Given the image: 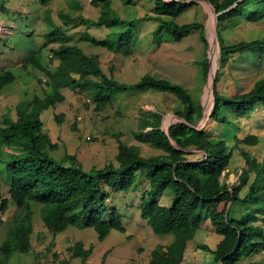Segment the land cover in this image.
<instances>
[{
	"label": "trees",
	"instance_id": "16d2710c",
	"mask_svg": "<svg viewBox=\"0 0 264 264\" xmlns=\"http://www.w3.org/2000/svg\"><path fill=\"white\" fill-rule=\"evenodd\" d=\"M33 1L39 6H45L54 0ZM118 1L127 5H135L136 2ZM206 1L218 14L219 46L214 102L208 121L226 124L227 119L221 114L222 110H229L236 118L244 119L257 105H264V78L258 79L247 92L222 96L217 91L222 67L239 64L243 57L248 60L253 58L258 67H262L264 38L227 44L223 34L244 19L250 22L262 20L264 0ZM112 2L113 0H90L89 3L101 12L96 20L80 14L74 16L62 13L59 16L63 25L68 28H119L112 33L114 41L108 38L96 39L86 33L82 34V39L92 46L124 53H128L132 46V33L137 26L150 19L158 22V28L164 27L166 36L173 41H180L203 28L200 22L178 24L176 21L184 11L193 6L192 3L152 0L149 14L126 20L113 10ZM236 2L238 3L235 5ZM1 10L5 11L4 4L1 5ZM48 22L52 30L45 37L51 42H60L50 50L51 54L48 56L51 63L57 62L56 66L52 69L43 66L38 60L40 50L28 56V61L46 75L42 81L51 89L42 99L34 96L31 101L16 104L15 118L11 117L9 111L0 116V180L8 183V196L19 209L0 245V264H9L15 253L21 255L30 251L33 205L40 206L43 226L53 235L68 226L91 227L100 240L112 229L124 233L126 229L122 225L120 213L108 206L110 201L106 189L126 192L138 175H142L149 185V189H145L140 195L144 200L140 204L141 218L153 233L174 235L171 243L157 245L150 251L147 264H182L188 242L193 240L205 219L209 221L213 231L221 236L214 248L206 244L198 245V249L214 255L212 264H264V259L248 260L254 255L264 254V159L258 161L242 148V145L258 144V137L247 135L234 138V144L239 148L245 166L238 177L239 183L228 186L221 181V177L229 174L233 148H229L226 139L210 138L205 127L194 128L202 118L203 107L200 103L193 102L183 85L152 76H144L132 84L119 82L106 75L97 55L85 54L76 44L70 43L71 39L64 33L63 27L55 26L50 20ZM200 37L206 50L207 42L203 31ZM201 65L206 77L209 72L206 51ZM38 81L42 83L41 80ZM14 82L15 75L11 71H2L0 95L4 87L13 85ZM64 88L84 92L93 99L99 110L113 103L114 99L109 93L127 90H142L138 92L144 93L148 89L169 92L181 103L174 112L175 115L186 122L173 123L169 128V136L160 128V117L156 126L145 125L133 132L131 137L135 141L160 149V155L142 156L138 146L118 141L113 162L100 168L86 169L74 155L68 154L56 159L50 154L56 149V144L44 130L41 115L64 101ZM56 119L61 120L58 116ZM243 188H246L244 192ZM166 189L172 192L169 206L161 205L158 201ZM7 208L8 200L3 198L0 211L5 212ZM0 222H3L1 218ZM68 251L73 258H80L82 264H86L92 248H85L83 243L76 242L68 247ZM53 256L55 258L57 254ZM60 264L66 262L62 261Z\"/></svg>",
	"mask_w": 264,
	"mask_h": 264
},
{
	"label": "rangeland",
	"instance_id": "374dc122",
	"mask_svg": "<svg viewBox=\"0 0 264 264\" xmlns=\"http://www.w3.org/2000/svg\"><path fill=\"white\" fill-rule=\"evenodd\" d=\"M89 2L90 0H54L45 6H39L33 0H0V73L9 70L15 75L14 84L4 87L1 92L0 116L9 111L11 117L15 118L16 104L31 101L34 96L42 99L51 89L42 81L46 75L28 61V56L40 50L38 60L43 66L52 69L57 64L51 63L48 57L51 54L50 50L60 44L45 37L52 30L48 20L55 26L65 29L64 33L70 37L71 44H76L87 55H97L102 70L109 77L127 84L138 82L144 76L166 78L183 85L193 102L200 103L205 109L203 98L210 70L205 77L201 62L205 51L206 57L211 60L209 38L212 33L215 35L218 15L211 4L205 1L192 2L193 6L177 18L178 24L191 22L203 24L202 29L180 41H173L167 37L163 31L164 27L158 28L156 21L150 19L140 23L132 33V46L129 52L124 53L92 46L90 42L82 39V34L86 33L96 39L108 38L114 41L112 33L119 28L105 29L99 26L68 28L63 25L59 16L62 13L74 16L80 14L96 20L101 14L100 9L93 7ZM151 2L152 0H136L135 5H127L113 0L112 8L121 18L131 20L149 14ZM2 4L5 11L1 10ZM201 31L204 32L207 42L206 50L200 37ZM223 36L227 44L263 39L264 18L257 22L244 19L232 29L225 31ZM213 49L217 63L218 39L215 40ZM217 66L219 67L218 63ZM261 78H264V60L262 59V67H258L256 60L243 57L239 64H229L220 69L217 91L222 96L247 92ZM138 91L142 90L109 93L108 95H112L114 99L113 103L99 110L93 99L84 92L62 89L64 101L41 115L44 130L56 144V149L50 153L51 156L60 159L68 154L74 155L84 168H100L114 161L118 141L138 146L142 156L162 154L160 149L135 141L131 135L145 125L156 126L159 117L160 128L165 130L168 124L176 121L173 118L174 112L181 103L169 92L155 89H148L143 91L144 93ZM212 99L211 96L207 112L213 108ZM221 114L227 119L226 124L208 121L207 115V119L198 126L205 127L206 133L212 139H226L229 148H233L229 174L227 176L223 174L221 177V181L231 187L239 183L238 177L245 166V160L234 144L235 137L256 135L258 144L242 145V148L258 161L264 159V105H257L244 119L236 118L229 110H222ZM57 116L60 117V121H57ZM77 117L81 120L77 121ZM251 176L253 177V174ZM8 189V183L0 180V203L3 198L8 200L7 210L0 211V217L4 219L0 222V245L14 216L19 213V209L8 196ZM145 189H149V185L142 175L136 177L134 184L126 192L106 189L110 201L108 206L118 210L126 231L123 233L112 229L103 240L98 239L97 233L91 227L68 226L60 233L50 234L40 219V206L33 205L31 249L27 254H13L9 264H60L62 261L66 264H82L80 258H73L68 251V247L76 242L83 243L85 248H92L86 264H147L150 251L157 245L171 243L174 235L153 233L150 226L141 218L140 204L144 200L140 195ZM245 190L246 188H243L242 192ZM171 200L170 189L164 190L158 199L164 206H169ZM220 239L221 236L213 231L209 221L205 219L193 240L188 242L182 264H212L214 255L198 249V245L206 244L214 248ZM54 254H57V257L54 258ZM260 259H264L263 253L248 260Z\"/></svg>",
	"mask_w": 264,
	"mask_h": 264
},
{
	"label": "bare ground",
	"instance_id": "6f19581e",
	"mask_svg": "<svg viewBox=\"0 0 264 264\" xmlns=\"http://www.w3.org/2000/svg\"><path fill=\"white\" fill-rule=\"evenodd\" d=\"M210 41V75H209V79L205 88V94H204V98H203V104L205 106V113H204V117L206 118L207 115L210 114V111L207 112L208 107L210 106V100H211V96H212V80H213V75H214V70L217 67V63H216V54L214 53V45H215V37H214V33H212V35L209 38ZM174 118V117H173ZM172 119V118H171Z\"/></svg>",
	"mask_w": 264,
	"mask_h": 264
},
{
	"label": "water",
	"instance_id": "95a60500",
	"mask_svg": "<svg viewBox=\"0 0 264 264\" xmlns=\"http://www.w3.org/2000/svg\"><path fill=\"white\" fill-rule=\"evenodd\" d=\"M173 1H177V2H181V3H186V4H190V3H192V2H197V1H205V2H208V1H206V0H186V1H182V0H170V1H166V2H168V3H171V2H173ZM240 1V0H239ZM238 1V2H239ZM238 2H236L235 3V5L238 3ZM209 3V2H208ZM210 4V3H209ZM217 20V19H216ZM217 24H216V26H215V40L217 39ZM218 58H219V52H218ZM208 59V65H209V70H210V60H209V57L207 58ZM217 63H219V62H217ZM217 70H218V66L216 67V69L214 70V75H213V80H212V100H213V102H214V96H213V93H214V91H213V89H214V80H215V77H216V73H217ZM203 107V106H202ZM205 111V109H203V111H202V118H201V120L199 121V123L196 125V126H194V128H196V129H201L198 125L200 124V122H202V121H205L206 119H207V117L205 118L204 117V112ZM209 116H210V114H209ZM174 118L176 119V121L175 122H177V121H180V122H183V123H185L186 121L185 120H183V119H181V118H179V117H177V116H175L174 115ZM175 122H173V123H175ZM173 123H170V124H168L167 126H166V128H165V130H163L168 136H169V128H170V126L173 124ZM172 141V140H171ZM172 143H173V145H175V143H174V141H172Z\"/></svg>",
	"mask_w": 264,
	"mask_h": 264
},
{
	"label": "built area",
	"instance_id": "2783aa9c",
	"mask_svg": "<svg viewBox=\"0 0 264 264\" xmlns=\"http://www.w3.org/2000/svg\"><path fill=\"white\" fill-rule=\"evenodd\" d=\"M76 120H77V121H80V120H81V118H80V117H77V118H76ZM87 139H90V138H89V137H87Z\"/></svg>",
	"mask_w": 264,
	"mask_h": 264
},
{
	"label": "clouds",
	"instance_id": "9594fccd",
	"mask_svg": "<svg viewBox=\"0 0 264 264\" xmlns=\"http://www.w3.org/2000/svg\"><path fill=\"white\" fill-rule=\"evenodd\" d=\"M0 218H1L2 220H4L2 216H1Z\"/></svg>",
	"mask_w": 264,
	"mask_h": 264
},
{
	"label": "crops",
	"instance_id": "0c3cea01",
	"mask_svg": "<svg viewBox=\"0 0 264 264\" xmlns=\"http://www.w3.org/2000/svg\"><path fill=\"white\" fill-rule=\"evenodd\" d=\"M187 251V250H186ZM186 251H185V254H186ZM185 254H184V256H185Z\"/></svg>",
	"mask_w": 264,
	"mask_h": 264
}]
</instances>
